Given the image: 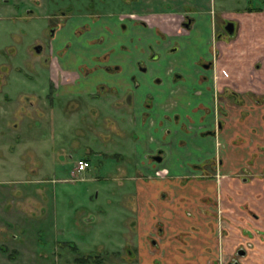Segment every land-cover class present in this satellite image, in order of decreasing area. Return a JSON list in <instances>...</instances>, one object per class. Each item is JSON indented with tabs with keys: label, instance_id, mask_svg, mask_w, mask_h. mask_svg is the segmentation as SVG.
<instances>
[{
	"label": "crops",
	"instance_id": "obj_1",
	"mask_svg": "<svg viewBox=\"0 0 264 264\" xmlns=\"http://www.w3.org/2000/svg\"><path fill=\"white\" fill-rule=\"evenodd\" d=\"M212 3L134 0L133 10L104 15L96 25L73 17L76 20L63 27L58 49L71 45L51 64L61 96L106 84L113 112L125 117L128 143L116 144L123 160L115 178L118 192L110 193V218L130 229L127 243L137 237L140 264H218L219 240L225 233L215 205L219 193L232 220L251 216L255 231L264 232V10L224 12L245 26L236 38L221 42L217 71L208 72L201 62L214 41ZM188 13L195 20L191 28H183ZM78 36L84 37L87 48L80 50L85 54L73 48ZM106 53L110 72L91 59ZM217 93L223 108L219 127ZM158 151H163L162 161L154 159ZM215 158L218 165L209 167L207 161ZM159 168L166 175L156 176ZM262 235L254 233L256 256L248 257V264L263 262ZM231 236L222 240L226 258L250 240ZM19 239L14 236L15 255L0 264H54L23 259L25 247Z\"/></svg>",
	"mask_w": 264,
	"mask_h": 264
},
{
	"label": "rangeland",
	"instance_id": "obj_2",
	"mask_svg": "<svg viewBox=\"0 0 264 264\" xmlns=\"http://www.w3.org/2000/svg\"><path fill=\"white\" fill-rule=\"evenodd\" d=\"M126 1L130 0H42L41 4L37 0H9L10 3L0 0V105H7L5 111L0 113V126L4 129L0 131L3 138L0 142L1 146L5 144L0 146V160L3 159L0 162V238L18 234L20 247H25L21 255L23 259L54 264H140L137 262V237H132L127 243L130 229L117 226L114 219L110 218L113 216L108 204L110 194L106 198L103 195V189L111 188L113 192H118V182L109 177L112 173L115 178L118 176V162L110 156L101 155L98 148H94L90 155L92 166L84 174L85 179L71 181V168L86 154L85 149L61 150L63 146H73L74 141L79 140L80 130L94 138H99L98 134L101 133L102 138L108 140L110 135H114L112 131L117 130L108 121L110 114L100 117L96 124L100 132L95 133L94 125L89 124L88 120L83 124V114L76 115L66 101L62 100V105L56 100L52 104L50 98L37 99L38 95L50 94L51 81L47 66L52 58V48L58 49L62 41L65 30L59 28L65 21L69 18L73 22L77 17L87 18L89 22L99 21L97 16L100 13L108 14L128 8ZM212 8L221 18L223 10L239 12L246 8L264 9V0H213ZM242 26H245L244 23ZM249 27L247 24V30ZM56 29L58 32L53 35ZM78 41L83 46V40L78 37L73 39V48L79 49L75 52L81 54V47L74 45ZM38 45L43 47L40 52L35 49ZM6 93L11 97L8 98V104L4 100ZM32 104H37V108L29 112V105ZM63 110L70 116L66 117ZM17 123L18 131L24 135L21 146H25H18L15 149L17 153L14 150V153L8 154L6 150L12 149L10 146L16 142L17 131H13L12 127H16ZM37 127L44 132L35 133ZM118 127L122 132L127 131L125 125ZM45 130L48 135L52 133L55 139L47 140L49 138L43 136ZM51 142L57 145L58 156L51 154L47 157V150L54 152L48 146ZM217 161V158L213 161L209 159L207 163L209 167L216 168ZM98 190L101 191L100 198L96 197ZM221 201L219 193L215 205L220 223L225 224L226 235L223 234L219 240L221 256L218 264H231L235 260L239 264H248V257L254 259L256 256L254 233H262L264 237V232L255 231L251 216L243 221H237V216H234L235 220H232ZM231 235L249 237L251 241L241 242L226 258L223 249L226 240H222ZM72 240L76 241L78 252L63 247L64 241ZM12 244L17 242L12 241ZM1 245L0 240V262L5 263L8 262L5 261L8 253H1ZM125 248L127 254H122ZM239 248L247 250L246 256L238 255ZM12 250L8 248V251ZM126 255L132 258V263L124 259ZM75 257H88L91 260L81 263L76 262ZM262 260L258 264H264Z\"/></svg>",
	"mask_w": 264,
	"mask_h": 264
},
{
	"label": "flooded vegetation",
	"instance_id": "obj_3",
	"mask_svg": "<svg viewBox=\"0 0 264 264\" xmlns=\"http://www.w3.org/2000/svg\"><path fill=\"white\" fill-rule=\"evenodd\" d=\"M37 1H38L37 2L38 4H41L42 0H37ZM133 1L134 0L126 1L128 3V6H129L126 9L123 8V9L117 11V12H111V13H108V14L100 13V15L97 16L98 17L97 19L99 20L104 15L111 16L112 14L119 13L120 11L133 10V5H132ZM7 2L10 3L9 0H7ZM189 10H193V9H189ZM245 10L248 11V12H253V11H263L264 9H255L254 10L252 8H246ZM224 12H229V11L228 10H225V11L223 10V12H222L223 15L220 18L218 16L217 12L213 11L214 20H215V29H216L215 30V34H214V41H213L212 48L209 51L208 57L202 58L204 60L201 62L202 68L205 71H208V72L209 71H214V72L217 71V64L219 63V61H221V56H222V51H221V48H220L221 42H222V44H225V43H228L229 41H231L232 39L236 38L238 33L241 30V27H242L240 21L238 19H236V17H234L233 15L227 16L226 14H224ZM236 12H238V11H236ZM241 12H242V10L239 11L238 13H241ZM133 15L134 14L130 13V15H128V16L129 17L130 16L133 17ZM65 17H69V16H65ZM68 19L65 21V24H63V26H61L59 28V30H62L65 25L69 24L70 20H68ZM194 20H195L194 16H192V15H190L188 13L185 16L184 20L182 21V27L183 28H191L192 23L194 22ZM91 22L94 25H96L99 21L95 20V21H91ZM93 28H94V26H93ZM56 32H58L57 29L54 31L53 35H55ZM225 34L227 36H225ZM78 37L80 39L84 40L83 36H78ZM84 41H82L83 46L80 45L81 49L82 48H87V45L85 44ZM69 45H71V42L70 43L69 42L66 43L65 47L62 48L61 50L55 49L54 47L52 48V50H51L52 58L49 61L48 66H47L49 68L50 81H51L50 94H48L46 96L38 95L37 99H39V97H42L45 100H48V98H50L49 100L51 101L52 104L56 100V101L61 102L62 105H63L62 100L66 101L68 106L70 105L69 108H72L73 109L72 111L77 113L76 115L83 114L82 116H84V118H85V122H83V124H86V122L88 120L89 124H93L94 125L93 132H95V133H99L100 132V130H99L100 127H97L96 124L99 123V121H100L99 119H100V117L102 115L110 114L109 115L110 117H109L108 121L110 122L111 126L115 125L114 127L116 129H119L118 126L116 125V122L117 121L119 122V120L120 121L123 120L122 124H120V126L123 127L124 126L125 117H123V116H119L118 117L113 112L114 111V103H113L114 101L110 98L111 89H110V87L108 85L101 84V85H99V87L97 86L98 87L97 90H95V91L92 90L91 92L90 91L86 92L83 89H80V90L77 89V92H71V94H69L65 98L60 95L61 91L59 89H56V86H55L56 83H55L54 73H53L54 71H53V69L51 67V64H52V61L54 59L60 58L61 55L65 54V52L69 49ZM74 45L76 47L77 42ZM35 49L40 52V51L43 50V47L38 45V46L35 47ZM174 49H175V46L171 47V51H173ZM81 54H85V53L82 52ZM109 58H110V53H106L104 55L94 54V55H92L91 59L93 60L94 63L96 62V64L99 65V67L103 66L105 68V71H109L110 72L111 70H113V67L108 63V61H110ZM142 68L145 69V70L147 69V67H145V66L142 67ZM19 72H22V70H19ZM171 74H173V76L176 74V73H174V70L172 68H171ZM29 76L33 77L32 75H29ZM6 94L7 95H4V100L7 101V103L5 102V104H8V98L10 99L11 97L9 96V93H6ZM233 94H235L234 95L235 99H237V93L233 92ZM1 104H3V103H1ZM6 106L0 105V113L5 111ZM104 106H106V108H104ZM36 108H37V104L36 105H33V104L29 105L28 111L30 112L33 109L36 110ZM103 109H105V111ZM215 112H216V116H217L216 117L217 127H219L221 125V122H222L221 121V116H222L223 108L220 105V95H218V93L215 95ZM63 114L66 117L70 116V113L68 114L65 110H63ZM105 123H107V121ZM15 125H17V126L16 127H12V128H13V131L14 130L17 131L16 142H15V145H13L14 144L13 143L10 146V148H12V149H9L8 151L6 150V153H8V154H10L9 152L14 153L16 151L15 150L17 148L16 143H19V141H22L23 140L22 137L24 136L21 133V131H18V123L15 124ZM1 127L2 126H0V128ZM115 128H113V130ZM126 128H127L126 132H122V131L118 132V130L112 131L114 133V135L113 136L110 135L109 136L110 138L108 137V140H105L104 138H102L101 133L98 134L99 138H94V137L87 136L86 135V131L80 130L79 131V140L78 139H76V140L73 139V140H75L74 141L75 144L73 146L72 145H68V146H65V147L63 146L61 148V150H63V151L64 150H66V151H68V150L74 151L76 149L78 150L79 148L85 149V153L86 154L84 156H81L75 162V164L72 166L71 173H70L72 178H70L69 180L76 181V180H84L85 179L84 174L92 166V159H91L90 155L92 154V152H94V148H98L99 151L98 150H96V151H98L101 155L110 156L111 158L115 159V161L118 162L117 168H116V170L118 171V167H120L122 165L121 164V162H122L121 160H123V159H121V157L119 156V153L117 152V149L119 147L117 148L116 144L122 145L123 147H125L124 144L127 145L128 141L125 140L126 139L125 137H126V135H127L129 130H128L127 126H126ZM34 131H35V133L36 132H44L43 130H41V128H38V127ZM46 132H47V130H45V133ZM35 133L32 132L33 135H35ZM43 136H45V138L48 137L49 139H47V140L55 139V137L52 135V133H50V135H48L46 133ZM35 138H36V136H35ZM43 142L45 143V141H43ZM45 144L47 145V143H45ZM95 145H98V147H94ZM48 146L50 147V150L53 149L54 152L51 153V152H49V150H47V157H49L51 154H54V155L56 154L57 155V151L59 150V149L57 150V145L55 143L51 142V144L48 145ZM16 153H17V151H16ZM154 159L156 161H162V159H163V151H158V153L156 155H154ZM2 160L3 159H1L0 162ZM80 160H85L86 162H88V166L84 170H79V168L77 166L78 162ZM13 162L16 163V161H14V160H13ZM217 165H218V163H217ZM34 172H37V171L34 170ZM213 174L216 177L217 176L221 177L218 172H215ZM155 175L156 176H164V175H166V173H165V171L163 169L159 168V169H157L155 171ZM109 177H113L111 179H115V176H114L113 173L109 174ZM116 181H117V179H116ZM100 192L101 191L98 190V192L96 193V197L97 198H100V195H101ZM110 193H111V188L103 189V195H104L105 198L107 196H109ZM98 194H99V196H98ZM110 199L111 198H109V203L108 204H110ZM15 235H18V234L15 233L14 235H11V237L8 235L7 237L4 236L3 238H0L1 244H2L1 245L2 252L4 251V252L8 253L7 256H9V257H11L13 252H14V250H12V252L8 251V248H10V247L13 248V246H15V244H12V241H13V243L15 242L14 241V236ZM63 244H65V246H63V247H69L73 251L78 252L79 248L77 246L76 241H73V240L72 241H64ZM126 249L127 248H125V250ZM241 250L244 251L243 254L240 253ZM246 253H247V250L245 248H239L238 249V255L243 256ZM44 254L46 256H48V254H46V253H44ZM122 254H127V250L125 251V253H122ZM124 259H126V260H128L130 262L132 261V258L131 257H127V255L124 257ZM90 260L91 259L88 258V257H75V261L76 262L88 263ZM239 263H240L239 261L235 260L231 264H239Z\"/></svg>",
	"mask_w": 264,
	"mask_h": 264
},
{
	"label": "built area",
	"instance_id": "obj_4",
	"mask_svg": "<svg viewBox=\"0 0 264 264\" xmlns=\"http://www.w3.org/2000/svg\"><path fill=\"white\" fill-rule=\"evenodd\" d=\"M77 166L79 170H84L88 166V162H86L85 160H80Z\"/></svg>",
	"mask_w": 264,
	"mask_h": 264
},
{
	"label": "water",
	"instance_id": "obj_5",
	"mask_svg": "<svg viewBox=\"0 0 264 264\" xmlns=\"http://www.w3.org/2000/svg\"><path fill=\"white\" fill-rule=\"evenodd\" d=\"M240 253H241V254H243V253H244V251H243V250H241V251H240Z\"/></svg>",
	"mask_w": 264,
	"mask_h": 264
},
{
	"label": "trees",
	"instance_id": "obj_6",
	"mask_svg": "<svg viewBox=\"0 0 264 264\" xmlns=\"http://www.w3.org/2000/svg\"><path fill=\"white\" fill-rule=\"evenodd\" d=\"M80 260V259H79Z\"/></svg>",
	"mask_w": 264,
	"mask_h": 264
}]
</instances>
